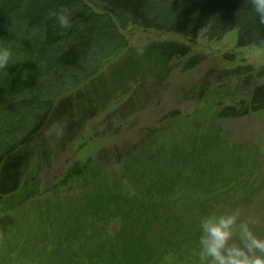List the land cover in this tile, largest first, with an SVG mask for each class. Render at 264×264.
<instances>
[{
  "label": "trees",
  "instance_id": "16d2710c",
  "mask_svg": "<svg viewBox=\"0 0 264 264\" xmlns=\"http://www.w3.org/2000/svg\"><path fill=\"white\" fill-rule=\"evenodd\" d=\"M60 3L74 10L73 27L65 33L45 19L47 10ZM128 25L168 37L128 47L122 35ZM230 33L236 47L264 48V25L255 22L243 0H0V37L15 40V51L21 57L7 72L0 70V214L40 196L38 174L50 165L52 156L39 142L43 129L54 120L59 124L60 153L87 117L98 114L99 108L87 111L82 105L91 107L105 97L108 85L104 74L108 69L113 73L109 81L116 87L145 70L161 80L168 75L172 61L185 59L183 68L187 70L202 60L200 53L192 54L200 34V38L214 42ZM104 48L110 51L104 54ZM135 51H141L137 63L128 56L121 58ZM115 57L116 62L121 60L116 67L110 64ZM249 73V66L231 68L223 71L221 79L245 74L246 81ZM88 79L87 91L69 95L80 84L78 80ZM263 109L264 82L254 87L247 103L225 104L215 117L234 118ZM176 116L172 114L174 119ZM109 155L115 159L121 154ZM181 156L184 151L180 147L167 150L159 157L165 166L154 182L138 185L131 181L127 188L139 196L132 197L133 201L115 187L105 189L103 183L93 186L79 210L91 206L94 219L114 218L120 221V228L107 236L105 224L98 231L100 236L85 237L89 238L86 246L72 243L59 247L56 239L51 240L42 248L48 257L45 264H54L52 256L60 258L55 264H164L167 252L176 258L187 253L184 250L194 243L199 218L215 207L205 205L203 196L175 189L181 183ZM91 164L75 161L70 165L60 179V190H69ZM122 166L128 175L135 170L130 159ZM98 172L91 178H97ZM88 248L94 249L95 255L83 256Z\"/></svg>",
  "mask_w": 264,
  "mask_h": 264
},
{
  "label": "rangeland",
  "instance_id": "374dc122",
  "mask_svg": "<svg viewBox=\"0 0 264 264\" xmlns=\"http://www.w3.org/2000/svg\"><path fill=\"white\" fill-rule=\"evenodd\" d=\"M201 34L192 54L200 53L202 60L187 70L183 68L185 59L172 61L168 75L161 80L145 70L134 80L127 78L116 87L109 81L113 73L104 69L108 85L105 97L91 107L82 105L87 111L99 108L98 114L87 117L73 141L60 153L59 124L55 120L46 124L39 142L52 151L51 163L39 171L40 196L17 210L0 214V264H45L48 257L42 248L48 247L51 240L56 239L59 247L72 243L86 246L89 238L85 237L100 236L98 231L105 224L107 236L114 234L120 228L119 220L94 219L91 206L86 211L79 210L93 186L103 183L105 189L115 187L133 201L132 197L139 196L127 188L131 181L138 185L154 182L165 166L159 157L179 147L184 151L183 170L179 173L181 183L175 189L203 196L205 205L213 204L215 209L221 204L239 207L245 217L251 214L258 221L252 225L253 230L264 234V109L234 118L215 117L225 104L240 100L247 103L254 87L264 82V73H260L264 48L236 47L231 33L214 42L200 38ZM122 35L128 47L168 37L133 25L122 30ZM108 49H102L104 54ZM140 53H124L121 58L128 56L137 63ZM226 53L233 55V59L224 58ZM117 59L112 58L110 64L115 63L116 67L121 63ZM246 66L250 67L246 81L245 74L221 79L224 70ZM78 81L82 83L69 95L87 91L89 79L86 83ZM172 114L178 115L177 119ZM107 153L121 155L114 159ZM125 159H130L135 168L131 174L128 170L129 175L123 170ZM75 161L80 165L92 162V166H87L84 179L76 178L69 190H60V179ZM96 170L98 177L92 179ZM192 173L193 177L186 182ZM76 200L81 201L75 204ZM84 251L83 256L95 255L94 249ZM169 254L172 253H166ZM186 255H177L176 264H184ZM52 259L55 264L60 258Z\"/></svg>",
  "mask_w": 264,
  "mask_h": 264
},
{
  "label": "clouds",
  "instance_id": "9594fccd",
  "mask_svg": "<svg viewBox=\"0 0 264 264\" xmlns=\"http://www.w3.org/2000/svg\"><path fill=\"white\" fill-rule=\"evenodd\" d=\"M258 25H264V0H243ZM74 10L60 3L49 8L45 19L51 20L60 33L72 29ZM16 42L0 37V70L7 72L19 64ZM234 199L238 197L234 196ZM255 217L244 216L239 207L221 204L202 215L194 243L187 248L184 264H264V234L253 230ZM174 255L164 257V264H176Z\"/></svg>",
  "mask_w": 264,
  "mask_h": 264
},
{
  "label": "water",
  "instance_id": "95a60500",
  "mask_svg": "<svg viewBox=\"0 0 264 264\" xmlns=\"http://www.w3.org/2000/svg\"><path fill=\"white\" fill-rule=\"evenodd\" d=\"M223 57L226 58V59H228V60H232L233 59V55L227 54V53L224 54Z\"/></svg>",
  "mask_w": 264,
  "mask_h": 264
}]
</instances>
